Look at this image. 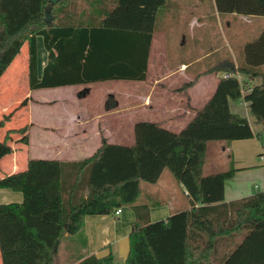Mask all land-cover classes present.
I'll return each instance as SVG.
<instances>
[{
  "label": "trees",
  "instance_id": "obj_1",
  "mask_svg": "<svg viewBox=\"0 0 264 264\" xmlns=\"http://www.w3.org/2000/svg\"><path fill=\"white\" fill-rule=\"evenodd\" d=\"M201 6L219 16L264 17V0H202ZM181 10L177 0H0V84L26 44L31 91L146 81L153 37L166 30L168 18L176 28ZM38 37L48 53L41 76ZM241 51L237 65L231 58L208 63L181 89L188 90L202 76L226 75L179 134L138 122L132 146L103 139V147L89 159H29L26 170L0 179V189L23 194L21 203L0 205L2 264H55L61 240L79 234L86 217L115 215L127 207L137 219L124 264H264V192L226 202V182L237 170L205 174L209 143L255 137L249 121L231 111L230 100H244L264 128V30ZM239 74L262 82L246 89L248 81L241 82ZM111 98L107 110L117 106ZM28 103L25 98L4 114L0 129L28 109ZM30 126L6 131L0 161L14 153L12 142H27L23 137ZM165 170L184 186L189 205L151 222L148 207L138 205L142 185L156 184ZM115 263L109 253L75 264Z\"/></svg>",
  "mask_w": 264,
  "mask_h": 264
},
{
  "label": "crops",
  "instance_id": "obj_2",
  "mask_svg": "<svg viewBox=\"0 0 264 264\" xmlns=\"http://www.w3.org/2000/svg\"><path fill=\"white\" fill-rule=\"evenodd\" d=\"M177 1L185 2V0ZM186 1L192 2V4H188L187 7H193L196 2L198 13H193L185 22L183 20V25L176 26V32L182 33L179 38L177 37V39L172 40V46L177 47L176 51H178L175 58L167 55L169 44L165 42L163 47L164 55L159 61V64H161L159 73H157V77L154 79L153 86L150 89H147L143 94L145 97L143 100V106L147 112L152 114V117H144L141 120H137L136 108L132 105L138 103L137 101L140 100L139 95L141 94L135 89H130V94H128L129 99L126 106H123L122 102L119 100L116 110L108 112L113 116V124L106 123L102 120V116L99 115L94 117V115L89 116L83 112H74L71 109H67L65 105H61L64 100H39L34 98L32 94L28 93V109H30L33 104L41 107L62 106L65 107V115H53L54 117L52 120H49V122H45L46 120H38V123L36 121L30 122L29 124L31 126L23 139L28 138L29 131L33 132L38 130L36 138L33 141L32 137H30V140H27L26 143L17 141L11 143L14 153L4 157L0 161V179L6 175L26 170L29 159L58 160L66 162H80L89 159L96 155L103 147V139H106L109 144L132 146L136 142L135 126L138 122L157 123L162 128L176 134L182 132L194 119L197 111L202 109L213 97L220 78L225 77L226 75L219 73L202 76L188 90H181L180 87L178 91H181L177 93V96H175L176 98L174 99V95L169 93L168 89H165L163 86L161 87V84L169 79L170 73L175 74V71H173L174 68L168 70V67H170L168 66L169 58L171 61L176 60L178 67L180 68L179 74L182 75L186 83H190L195 80V77L199 73L206 70L208 63L214 65L215 63H220L221 61L231 58L237 64L238 59L234 51L241 50L242 46L252 39L249 38L245 41L244 45H240L241 37L231 33L235 31V27L232 24L234 22L241 23L242 18L246 17H238L236 15L219 16L216 10L211 11L209 9L205 12L203 8H201L202 0ZM181 8L183 7L181 6ZM181 12L184 13L185 9L183 8V11L181 10ZM170 16L171 15L168 17ZM252 18L257 19L258 17ZM168 20L171 21V24L172 20L169 18ZM215 22H220V26H222L223 29H219L222 31L223 36L208 34L209 26ZM166 26L169 27L170 31H174L173 25L167 24ZM262 30H264V27ZM216 31H218V28ZM166 33V30L165 32L160 33L163 35L164 41L165 35H167ZM157 34L158 33H155L153 37L147 79L146 81L138 83L146 82L147 84V81L150 80L154 42ZM211 35L213 37H211ZM210 40L215 42V44L212 46L209 45ZM239 42L240 44H238ZM42 47H44L43 38L38 37V72L40 76L48 62L47 52L42 58L40 57V50H42ZM212 57H215L212 60L213 62L211 60L208 61ZM28 64L29 47L26 44L22 48V53L15 59L13 64L1 78L0 101L12 87L13 81L20 77L19 73L20 71H23V67L28 79ZM166 72H168V74ZM242 78H247L248 85L246 89L250 86L259 85L262 82L261 78L252 79L239 74L238 79L241 81ZM4 81H7L6 85ZM93 84L66 87H85L83 91L87 90L88 93L84 97H80V93L83 91L76 92L78 98L83 101L92 95L93 87L91 85ZM66 87L36 91L46 90L45 92H51ZM30 92L33 91L30 90ZM112 95L116 94L112 93ZM158 96H165L166 98H158ZM23 100L24 99H22V101ZM167 101L169 102L168 104L166 103ZM229 104L233 113L238 114L249 121L255 133V137L248 140L220 142L226 144L223 148L226 153L228 152L230 155L232 153L231 159L235 165H233V167L237 170L234 177L226 182V202L239 200L259 192H264V143L261 141V137L264 134V128L257 123L256 119L250 113L248 104L244 100H230ZM5 111L8 112L6 109ZM7 112L0 115V120ZM124 112H126V114ZM146 114L147 113H145L144 116H146ZM11 123L6 124L4 129H0V141L4 139L6 131L11 127ZM209 144L206 154V165L209 161ZM36 147H38L37 151H35ZM165 171L160 180L156 184H152L153 189H150V187L146 188L142 185V195L138 201V205L140 206L141 198L147 202L149 199L159 197L160 203L163 205L168 204L169 202L175 203L173 211H176L175 213H177L179 212L178 209H186L189 205V198L184 186L178 183L171 172L169 174L165 173ZM22 201L23 194L21 192L12 191L10 189H0V205L21 203ZM143 206L150 207L147 204H144ZM148 216V219L151 222L166 220L170 217L167 211H155L152 208L148 209ZM136 219V213L131 207L123 208L119 215L86 217L83 229L79 234L75 236L66 234L61 240L55 264H75L89 255L103 257L109 253H112L117 257L116 259L124 264L130 249L129 235L132 226L136 223ZM0 264H2L1 255Z\"/></svg>",
  "mask_w": 264,
  "mask_h": 264
},
{
  "label": "rangeland",
  "instance_id": "obj_3",
  "mask_svg": "<svg viewBox=\"0 0 264 264\" xmlns=\"http://www.w3.org/2000/svg\"><path fill=\"white\" fill-rule=\"evenodd\" d=\"M185 2H187V3H185ZM185 2H180L181 6L185 9V12H184L185 14L183 12L180 13L181 19L178 20L179 25H183V20L185 22L187 20V18L190 17L193 13H195V14L198 13L196 2H195V5L193 7H190V6L187 7V5L192 4V2L186 1V0H185ZM204 2L206 4H208L209 0L208 1L204 0ZM201 8H203V7H201ZM226 23H228V22H226ZM166 24H170V21L168 20ZM232 25L235 27L234 28L235 31L231 32V33L236 34L238 37H241L240 38L241 44H240V42L238 44L244 45V43L247 39H249V38L254 39L261 32V30L264 27V17H258L257 19L251 18V17H246V18H242L241 23L240 22H237V23L234 22ZM165 27H166V32H167L166 33L167 35H165V41H164L163 35L160 34L161 32H165L163 30V28H162L163 31H159L156 38H155L154 49H153V58H152V62H151L152 66H151L150 80L147 81V84H146V82L145 83H138V82H120V81L107 82V83H96V84L91 85L93 87L92 95L88 99L81 101L78 98V96L76 95V92L83 91V89L85 87H66V88H62L59 90L56 89V91H51V92H49V91L45 92L46 90L30 92L29 86H28V79H27L26 73L24 72V67H23V71H20V73H19L20 77L13 81L12 87L10 88V90H8V92L2 97V99L0 101V115L2 113L7 112V111H5V109L9 111L12 107H14L20 101H22V99L27 98V94L30 93L34 96V98L39 99V100H55V99H58L61 101L64 100V102L61 105H65V107L67 109H71L74 112L75 111L83 112L89 116L94 115V117L99 115V116H102V120L105 121L106 123L113 124V116H112V114H110L108 112H112L113 110H116L117 107H115V109H113V110H107L106 109V103L109 100L110 96L112 97L111 98L112 102H116L118 104V101L120 100L122 102V105L126 106L128 103V99H129L128 94H130V89H132V90L135 89L139 94H141V95L138 94L139 99H140L139 101H137L138 103L132 105V106H135V108H136L135 110H136L137 120H141L144 117L149 118L152 114L150 112H147L143 106V100L145 98L143 96V94L147 91V89H150L153 86L154 79L157 77V73H159L160 66H161V64H159V61H160V58H162V56L164 55V53H163L164 48L163 47H164L165 42L167 44H169L168 48H167L168 49L167 55L170 57L173 56L175 58L178 51H176L177 47L172 46V40L177 39V37L179 38V36L182 33V32L181 33L176 32L177 27L174 28V31H170L168 26H165ZM209 27L210 28H209L208 34H212V35L217 34L218 36H223L222 31L220 30V29H223L222 26H220V22L212 23ZM217 28H218V31H216ZM231 33H230V35H231ZM212 35H211V37H213ZM214 44H215V42L210 40L209 45L212 46ZM234 52L237 55V59H239L240 53H242V51L237 50ZM45 54H46V50L44 47H42V50H40V57L42 58ZM214 58L215 57H212L208 61H210V60L212 61ZM168 66H170V67H168V70L171 68H174L173 71H175V74L170 73L169 79L164 81L161 84V87L163 86L165 89H168L169 93L174 95L173 97L175 99L176 98L175 96H177V93L180 92V91H178L179 88L181 87V89H182V87H184L187 83L184 80V78L182 77V75L179 74L180 68L178 67L176 60L171 61V59L169 58V65ZM166 73L168 74V72H166ZM246 79L242 78L241 81L245 82ZM4 83L6 85L7 81H4ZM112 93H114L116 95H112ZM108 94H110V95H108ZM158 98L164 99L166 97L165 96H163V97L158 96ZM166 103L168 104L169 102L167 101ZM28 107H29V103H28ZM65 107H62V106L41 107L39 105L33 104L30 109L23 110L14 119V121L11 123L10 128H13V129L14 128H20V127L25 126L26 124H28L30 122H33V121L37 122L38 120H43V121L46 120L45 122H49V120H52V118L57 114L60 116L65 115V111H66V110H64ZM154 109H155V107H154ZM124 113L126 114V112H124ZM145 113H147L146 116H144ZM36 129H38V128H36ZM37 131L36 130L33 132L29 131L27 140L29 141L30 137H32V140L34 141V139L36 138V136L38 134ZM261 141L264 143V134L261 137ZM225 145H226L225 143H220V142H213V143L209 144L210 154H209V161L205 167V174L210 175V174H215L218 172L230 171L233 168H235V167H233L234 163H233V160L231 159L232 153L230 155L228 152L226 153L223 150ZM37 150H38V147H36L35 151H37ZM165 173L170 174V172L168 170L165 171ZM143 186L146 188L150 187V189H153L152 184L143 183ZM141 199L142 200H141L140 206L147 204L150 206V207H148V209L152 208L155 211H157V210L167 211V213L170 216L176 212V211H173V209L175 208L174 207L175 203L169 202L168 204L163 205L160 203L159 197L149 199L147 202L145 200H143V198H141ZM128 209H130V208H128ZM131 209H133V208H131ZM178 210L180 211V210H184V209H178ZM143 213H144V211L142 212V214ZM142 223H144V222H142ZM64 255H65V251H64ZM115 258H117V257H115ZM118 262H119V264H122L118 259H116L115 264H118Z\"/></svg>",
  "mask_w": 264,
  "mask_h": 264
},
{
  "label": "built area",
  "instance_id": "obj_4",
  "mask_svg": "<svg viewBox=\"0 0 264 264\" xmlns=\"http://www.w3.org/2000/svg\"><path fill=\"white\" fill-rule=\"evenodd\" d=\"M263 155H264V148H263ZM121 212H122V210H118V211H116V214L115 215H119Z\"/></svg>",
  "mask_w": 264,
  "mask_h": 264
}]
</instances>
